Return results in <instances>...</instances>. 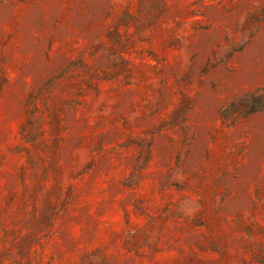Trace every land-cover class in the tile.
Returning a JSON list of instances; mask_svg holds the SVG:
<instances>
[{
	"label": "rangeland",
	"instance_id": "rangeland-1",
	"mask_svg": "<svg viewBox=\"0 0 264 264\" xmlns=\"http://www.w3.org/2000/svg\"><path fill=\"white\" fill-rule=\"evenodd\" d=\"M0 264H264V0H0Z\"/></svg>",
	"mask_w": 264,
	"mask_h": 264
}]
</instances>
